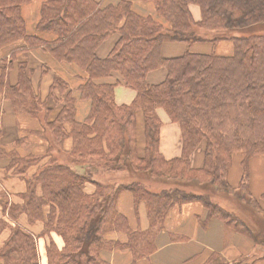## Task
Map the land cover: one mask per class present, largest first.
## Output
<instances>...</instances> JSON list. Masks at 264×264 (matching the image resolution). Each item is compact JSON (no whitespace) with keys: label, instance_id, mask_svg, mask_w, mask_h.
Returning <instances> with one entry per match:
<instances>
[{"label":"trees","instance_id":"trees-1","mask_svg":"<svg viewBox=\"0 0 264 264\" xmlns=\"http://www.w3.org/2000/svg\"><path fill=\"white\" fill-rule=\"evenodd\" d=\"M31 2L0 0V94L17 115L38 122L29 134L44 145L43 157L10 152L11 167L23 174L26 190L22 204L10 206L14 225L0 221V235L9 230L0 264H111L114 251L130 252L129 264H150L170 212L192 203L204 208L201 227L219 221L264 249V195L254 199L247 184L249 160L264 157V0H44L29 29L22 10ZM191 5L199 7L200 20L193 19ZM220 30L229 36L209 39L201 33ZM116 34L109 54L98 57V48ZM221 42H231L230 55L216 53ZM165 43L187 49L180 57L164 58ZM29 52L41 61L42 72L55 70L43 103L24 57ZM15 63L18 81L11 86L8 73ZM160 69L165 79L149 84L148 75ZM114 76L134 90L130 104L116 103L115 84L105 82ZM237 102L245 122L228 136V106ZM48 103L61 105L53 120ZM81 103L88 104L83 120L77 119ZM158 110L180 128L178 158L166 160L160 152ZM138 111L145 128L143 156L137 151ZM52 142L74 165L128 172L134 179L112 186L92 179L91 171L81 175L57 163ZM200 147L204 163L195 169L191 159ZM236 154L244 171L233 188L227 176ZM42 158L48 159L41 163ZM154 183L167 188L153 191ZM124 192L133 198L138 218L144 207L145 227H132L118 211ZM21 215L30 225H42L39 235L16 223ZM41 239L47 241L43 254ZM253 263H230L212 253L204 264Z\"/></svg>","mask_w":264,"mask_h":264},{"label":"crops","instance_id":"crops-1","mask_svg":"<svg viewBox=\"0 0 264 264\" xmlns=\"http://www.w3.org/2000/svg\"><path fill=\"white\" fill-rule=\"evenodd\" d=\"M44 0H32L30 5L24 6L23 17L29 29L37 20V13ZM104 0H96L103 2ZM190 10L194 20H200V9L196 5H191ZM118 38V37H117ZM117 39L113 41V36L106 40L97 50L100 58L108 55ZM110 42V43H108ZM108 44L105 48V45ZM109 47H112L109 49ZM183 43H165L161 54L164 58H176L184 54ZM186 51V50H185ZM216 51L218 54L230 55L232 45L228 42L218 44ZM176 55V56H175ZM182 56V55H181ZM28 59V69L32 71V85L36 94L39 95L41 102L48 98L49 89L53 82L54 69L42 72L41 61L31 52L24 54ZM56 69H58V66ZM165 71V70H164ZM165 73L157 70L150 73L147 82L152 80V84H158L165 79ZM8 81L11 86L17 84L18 66L14 64L8 73ZM110 83V82H108ZM151 84V83H149ZM115 86V101L118 105L130 104L135 97L134 90L126 87L123 83L117 82ZM49 107H54L51 120L59 113L60 107L48 103ZM88 112V104L81 103L77 109V119L83 120ZM157 114L162 122L160 129V152L166 160L178 158L181 155V133L176 123L168 118L163 110H158ZM176 124V125H175ZM38 122L26 115H17L12 104L0 94V221L9 225H14L15 221L9 214L11 205H21L20 196L26 190V184L22 180V175L15 172L11 167L10 152L16 148L20 154H32L43 157L44 145L42 140L29 134L38 128ZM27 136V140L21 145L18 141ZM136 136L137 151L140 156L145 153L146 139L143 114L138 111L136 114ZM40 144V145H39ZM40 146V147H39ZM10 156V157H9ZM48 158H42L41 163H45ZM204 157L199 151L195 152L191 159V166L195 169L201 168ZM242 157L236 154L233 157L231 168L228 172V182L231 187L237 188L243 177ZM34 171V170H33ZM32 172V171H31ZM30 172V173H31ZM248 191L255 198L264 195V157H253L248 163ZM29 176V173L24 175ZM112 181V178L110 179ZM130 182V181H129ZM128 183V182H127ZM122 183V184H127ZM117 209L124 214L130 221L132 227H145L147 218L144 207H139L140 217L138 218L133 198L129 193L124 192L120 195L117 202ZM204 216V208L197 203L182 205L174 208L165 220L163 232L156 237V252L151 255L150 264H204L210 254H219L222 260L230 263H253L254 259L259 258L253 264H264V249L255 247L248 237L234 234L226 229L219 221H211L206 227H201L199 219ZM20 227L34 235H39L42 231L40 223L30 225L26 216L21 215L17 222ZM139 224V225H138ZM9 230H5L0 235V246L7 240ZM44 239L39 240V251L43 254ZM132 255L128 251H114L110 255L111 264H129Z\"/></svg>","mask_w":264,"mask_h":264},{"label":"rangeland","instance_id":"rangeland-1","mask_svg":"<svg viewBox=\"0 0 264 264\" xmlns=\"http://www.w3.org/2000/svg\"><path fill=\"white\" fill-rule=\"evenodd\" d=\"M30 4H27V5H30ZM27 5H25V6H27ZM33 25L34 24H32V27H33ZM201 33L203 34V36L205 38H209V39L213 38V37L220 38V37L229 36V33L226 30H220V31H217V32L201 31ZM117 37H118L117 34L114 35L113 36V41L116 40ZM108 43H110V42H108ZM230 44H231V42H230ZM107 45L108 44L105 45L104 49H106V47H108ZM110 48H112V47H109V49ZM184 48H185V50L187 49L186 44H184ZM185 50H184V53H185ZM216 53H218V52L216 51ZM181 55H183V54H181ZM106 56L107 55H105V57ZM160 71H163L165 73L164 69H160ZM116 79H119V77L118 76L111 77L109 79H106L105 82L113 83L117 87L118 85H117V80ZM149 83L152 84V80H149ZM60 106L61 105H59V107ZM228 111H229V113H228V117H227V121H226L227 127H228L226 130L228 132H225V134H228V136H232V130L234 129L235 125L244 124L245 119H244V116H243V113H242L241 109L238 107V102L236 104H229ZM67 146H68V149H69L70 148L69 147L70 144L68 143ZM52 148H53V156H54L55 160L57 161V163H62V164L65 163V164L69 165L71 168L75 169L81 175H83V174L86 175V174H88V172L91 171L92 179H94V180H96V181H98V182H100V183H102L104 185H109L110 184L112 186H116V185H119V184H122V183H127V182L131 181L132 179H134V177H131L130 173H128V172H123V171H121V172H112V171H105V170H101V169H95V168L90 167L88 165H84V166L74 165V164L71 163L72 159L70 157V154L67 151H64V150L62 151V149L60 150V148L54 142H52ZM198 151H199V153H202L203 157H204L203 147H200L198 149ZM111 178L113 180H115V181L110 180ZM147 184L148 183H146V185ZM148 186H149V184H148ZM150 186H151L150 188L153 191H159L162 188H167V186H165L163 184H157V183H154L153 186L152 185H150ZM170 187H173V186L169 185L168 188H170ZM191 190L194 191L195 188L192 187ZM195 191L197 192V190H195ZM215 201L217 203L223 205V206H225V204L227 203V201H225L222 198H216ZM44 242L46 243L47 241L44 240Z\"/></svg>","mask_w":264,"mask_h":264}]
</instances>
